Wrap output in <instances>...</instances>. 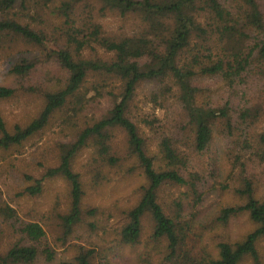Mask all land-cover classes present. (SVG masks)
<instances>
[{"label":"trees","instance_id":"1","mask_svg":"<svg viewBox=\"0 0 264 264\" xmlns=\"http://www.w3.org/2000/svg\"><path fill=\"white\" fill-rule=\"evenodd\" d=\"M108 16L121 28L109 30ZM4 58L9 73L24 80L48 66V83L29 86L41 94L37 115L13 125L0 116V152L23 154L55 121L62 132L69 127L56 141V164L40 177L25 172L15 188L18 202L41 196L46 180H64L66 206H54L50 222L37 220V211L22 216L5 197L9 188L0 187V264H51L57 250L45 227L65 246L87 223L85 183L75 170L86 149L97 178L127 161L143 177L136 202L121 210L124 222L112 238L119 243L100 255L136 246L147 219L146 264H264V104L237 103L238 89L264 86V0H0ZM16 91L0 86V97ZM141 102L153 113L141 111ZM219 139L234 201L213 220L226 227L246 217L252 228L237 240L222 236L212 250L200 223L205 201L224 184ZM96 253L78 245L59 264H96Z\"/></svg>","mask_w":264,"mask_h":264},{"label":"rangeland","instance_id":"2","mask_svg":"<svg viewBox=\"0 0 264 264\" xmlns=\"http://www.w3.org/2000/svg\"><path fill=\"white\" fill-rule=\"evenodd\" d=\"M102 20L111 31L121 28V23L111 16ZM18 49H21V46ZM101 55L103 54L101 53ZM7 61L8 59L4 58L0 62V86H12L17 91L13 97H0V116L8 124L13 125L37 115L42 105L41 94L38 88L32 90L29 86L32 84L43 85L48 83L45 80L48 66H42L32 74L30 79L24 80L9 73ZM208 86L215 90L219 96L224 93V88L220 84L209 82ZM238 90L237 103L240 108L250 105L254 106L259 103L261 105L264 104V100L261 98L264 96L263 83L260 85L253 83ZM140 104L142 107L141 111L148 114L153 113L154 108L152 105L145 106L143 102ZM157 113L162 114V111H158ZM89 114L91 115V112ZM68 127L65 126L62 132L60 122L55 121L45 131L25 144L22 151L23 154H10V152L5 154L0 152V187L5 190L7 187L9 188V191H6L5 197L11 203L15 204L18 200L15 199L17 198V190L15 188L25 172L40 177L43 174L45 166L56 164V141L58 138H65ZM148 134L153 138L150 131ZM154 142L155 140L153 144ZM114 143L119 150L122 149L125 152L124 137L121 132L116 133ZM223 144L224 142L221 139L217 141V148L221 151L219 157L223 170L222 183L224 184L220 185L221 190L210 194V197L205 201L204 207H202L204 208L202 209L204 211L202 215L203 221L200 223L202 229L205 230L203 245L208 246L212 250L215 243L222 236H228L232 240H237L252 228L246 217L234 219L226 227L221 226L220 223L213 220V215L220 207L234 201L233 188L231 185H227L229 183L226 180L229 168L222 152ZM90 155V150H84L77 157L75 164V170L81 173L82 180L85 183L86 193L83 204L87 214L84 216L87 222L86 226L83 225L82 229H79L65 246L59 245L60 242H55L54 238L56 235L54 230L45 227L51 245L57 250L56 260L51 264H59L61 261L72 260L75 255V248L78 245L85 248H97L96 264H146L140 257L142 253L146 252V244L150 241V223L147 219L144 222L141 239L136 246L122 247L120 251L115 254L113 253L108 259L104 254L101 253L100 255L99 253L102 249H109L112 245L119 243L117 242L118 239L112 238L117 237L116 230L124 222L121 210L136 202L139 193L138 188L143 182L142 172L135 164L123 161L125 162L123 168L105 167L101 171V176L97 178L94 175L93 169H90L88 166ZM258 174L260 175V173ZM261 177L263 178L260 183V193L264 194V174ZM66 202L67 184L64 180L55 178L45 181L44 192L41 196L37 198H23L17 202L16 206L24 217H26V213L29 211H37V215L33 213V216L37 217V220L41 221L48 218L50 222V210L54 206H57L58 210H63ZM90 211L96 212L94 215H90ZM88 222L94 223L96 228ZM194 231H197V229ZM196 234H200V231ZM197 246L199 247L200 244L198 243ZM39 264L46 263L41 262Z\"/></svg>","mask_w":264,"mask_h":264}]
</instances>
